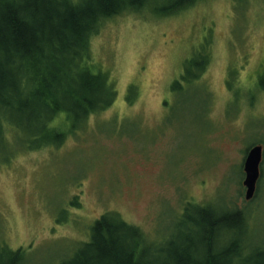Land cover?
Wrapping results in <instances>:
<instances>
[{
  "label": "rangeland",
  "instance_id": "rangeland-1",
  "mask_svg": "<svg viewBox=\"0 0 264 264\" xmlns=\"http://www.w3.org/2000/svg\"><path fill=\"white\" fill-rule=\"evenodd\" d=\"M90 54L114 82L110 108L58 148L0 141V248L23 250L22 264H62L114 213L144 235L143 261L161 264L184 249L187 208L243 214L246 233L216 247L245 242L233 264L264 248V0L124 13L90 40ZM191 62L205 70L186 82ZM256 145L260 177L246 202L242 166Z\"/></svg>",
  "mask_w": 264,
  "mask_h": 264
},
{
  "label": "trees",
  "instance_id": "trees-1",
  "mask_svg": "<svg viewBox=\"0 0 264 264\" xmlns=\"http://www.w3.org/2000/svg\"><path fill=\"white\" fill-rule=\"evenodd\" d=\"M165 1L160 7L155 0H0V141L16 139L30 152L58 148L89 116L110 108L115 85L93 65L90 40L124 13L149 8L156 18L170 17L206 0ZM200 67L189 63L181 79L198 78L190 71ZM195 210L192 216L185 209L179 221L191 227L184 249L161 264H233L245 242L216 247L223 235L246 233L243 214ZM145 246L137 227L106 213L94 223L88 243L62 264H154L143 261ZM251 250L244 264H264V248ZM23 256L21 249L0 248V264H22Z\"/></svg>",
  "mask_w": 264,
  "mask_h": 264
},
{
  "label": "water",
  "instance_id": "water-1",
  "mask_svg": "<svg viewBox=\"0 0 264 264\" xmlns=\"http://www.w3.org/2000/svg\"><path fill=\"white\" fill-rule=\"evenodd\" d=\"M262 159V147H251L245 157L243 163L244 179L242 182L245 189L244 200L246 202L251 201L255 195L256 184L259 179V166Z\"/></svg>",
  "mask_w": 264,
  "mask_h": 264
}]
</instances>
